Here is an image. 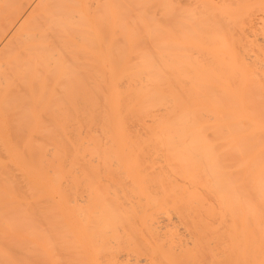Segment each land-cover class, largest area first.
<instances>
[{
    "label": "bare ground",
    "instance_id": "1",
    "mask_svg": "<svg viewBox=\"0 0 264 264\" xmlns=\"http://www.w3.org/2000/svg\"><path fill=\"white\" fill-rule=\"evenodd\" d=\"M4 1L0 264H264V0Z\"/></svg>",
    "mask_w": 264,
    "mask_h": 264
},
{
    "label": "rangeland",
    "instance_id": "2",
    "mask_svg": "<svg viewBox=\"0 0 264 264\" xmlns=\"http://www.w3.org/2000/svg\"><path fill=\"white\" fill-rule=\"evenodd\" d=\"M24 2H27L26 3V5L24 6V8L22 9V12H27V10L29 9V6L30 5H33V3H34V0H24ZM4 3H5V1L4 0H0V7H2L3 5H4ZM2 11L0 10V14L2 15ZM24 14L23 13H21L20 14V16L22 17ZM176 226L178 225V223L177 224H175ZM172 227V226H171ZM174 227V226H173ZM170 229V228H169ZM174 229V228H173ZM185 233V232H184ZM184 233H182L181 235H180V237H181V240H182V243L184 242V243H188L189 244V242H191V239L187 236V233H186V235L184 234ZM186 236V237H185ZM146 253V252H145ZM147 255V256H146ZM146 255H144V254H140V259H141V261H140V259H139V264H146L147 262H150L151 260H150V256H148L149 254H146ZM149 258V259H148ZM147 261H146V260ZM144 260V261H143ZM143 261V262H142ZM140 262H142V263H140ZM149 264V263H148Z\"/></svg>",
    "mask_w": 264,
    "mask_h": 264
}]
</instances>
